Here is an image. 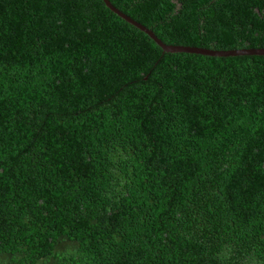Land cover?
<instances>
[{
  "label": "trees",
  "instance_id": "1",
  "mask_svg": "<svg viewBox=\"0 0 264 264\" xmlns=\"http://www.w3.org/2000/svg\"><path fill=\"white\" fill-rule=\"evenodd\" d=\"M109 1L164 43L264 47V0ZM0 264H264V55L0 0Z\"/></svg>",
  "mask_w": 264,
  "mask_h": 264
},
{
  "label": "water",
  "instance_id": "2",
  "mask_svg": "<svg viewBox=\"0 0 264 264\" xmlns=\"http://www.w3.org/2000/svg\"><path fill=\"white\" fill-rule=\"evenodd\" d=\"M103 4L118 17L126 21L127 23L133 25L140 31L144 32L148 37H150L156 45H158L161 51L175 52L184 51L191 53H198L204 55L212 56H228V55H242V54H256L264 55V47H233V48H208L196 45H182V44H171L162 42L148 27L141 24L140 22L134 20L123 11L115 7L109 0H102Z\"/></svg>",
  "mask_w": 264,
  "mask_h": 264
}]
</instances>
